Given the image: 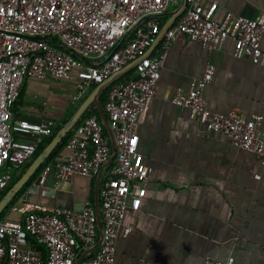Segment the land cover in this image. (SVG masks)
<instances>
[{
	"label": "built area",
	"instance_id": "built-area-1",
	"mask_svg": "<svg viewBox=\"0 0 264 264\" xmlns=\"http://www.w3.org/2000/svg\"><path fill=\"white\" fill-rule=\"evenodd\" d=\"M201 1L187 0L185 11L165 33L162 49L147 55L162 29L160 15L181 0H0V195L16 176L11 171L19 173L56 127L52 118L14 119L13 108L26 80L74 82L75 104L140 59L132 72L111 84L104 104L115 158L110 162L114 148L102 119L91 114L74 128L65 152L46 163L36 180L40 186L51 182L62 189L75 176L96 177L109 165L100 190L102 227L91 201L75 209L23 195L0 220V264H76L100 239L80 264H114L119 236L131 231L124 226L125 217L140 208L150 173L139 151L137 126L175 41L185 35L214 51L232 39L234 57L264 67V12L256 18L228 12L218 20L217 3L204 10ZM215 71V65L208 64L189 90L175 92L173 103L205 125L202 134L222 132L264 165V134L259 129L263 116L210 110L204 90ZM22 135L33 140H22ZM206 262L235 264L233 258Z\"/></svg>",
	"mask_w": 264,
	"mask_h": 264
},
{
	"label": "crops",
	"instance_id": "crops-1",
	"mask_svg": "<svg viewBox=\"0 0 264 264\" xmlns=\"http://www.w3.org/2000/svg\"><path fill=\"white\" fill-rule=\"evenodd\" d=\"M213 3H217L218 20L228 12L249 18L264 12V0L201 1L204 10ZM176 8L170 6L160 15L162 28L169 12ZM233 48L234 42L227 39L221 49L209 51L183 35L169 49L155 95L137 126L139 151L150 167L146 194L138 210L127 212L124 226L131 231L119 236L114 264H208L207 258L264 264V165L253 152L236 147L224 133L202 134L205 125L172 101L178 89L189 90L206 66L213 64V80L204 90L210 110L228 113L237 109L246 117L261 114L259 129L264 134V67L248 58L234 57ZM161 49L162 41L151 53ZM30 82L58 83L70 91V99L75 89L70 81L28 79L22 95L32 93ZM106 100L101 103L99 97L102 106ZM81 103H47L41 112L30 109V103H16L13 115L15 120L60 121L69 113L68 107L76 105L77 109ZM20 139L33 137L22 135ZM108 169L109 165L103 168L99 181L98 176H75L62 189H55L51 182L40 186L35 181L24 195L75 209L91 201L101 212L100 190Z\"/></svg>",
	"mask_w": 264,
	"mask_h": 264
},
{
	"label": "water",
	"instance_id": "water-1",
	"mask_svg": "<svg viewBox=\"0 0 264 264\" xmlns=\"http://www.w3.org/2000/svg\"><path fill=\"white\" fill-rule=\"evenodd\" d=\"M187 6V0H181L179 6L169 12V19L166 21L165 25L163 26L161 32L157 36L155 42L149 49L147 55L151 54V52L159 45V43L163 40L165 33L168 31V29L176 22L177 18L185 11ZM140 61V59L130 63L128 66H126L121 71H118L111 75L108 79H106L103 83L97 85L91 93L86 97V99L80 104V106L76 109V111L73 113V115L62 125V127L58 130L56 135L52 138V140L48 143V145L34 158L33 162L28 166V168L25 170V172L22 174V176L12 185V187L6 192V194L0 199V215L5 211V209L9 206V204L12 202V200L16 197V195L19 193V191L25 186V184L29 181V179L35 174L37 169L44 164L48 158L50 157L53 150L62 142V140L66 137V135L77 125V123L80 121V119L83 117V115L86 113L88 108L94 104L104 122V125L106 129L111 134V130L109 127V120L108 117L104 111L103 106L101 105L99 101V97L102 93V91L108 87L110 84H112L116 79H118L120 76L126 74L130 70L134 68V66ZM112 144L114 148L113 155L110 159V162L115 158L116 151H115V145L112 139ZM100 173L98 175V181L101 178ZM98 216H99V227H102L101 218H100V212L99 209ZM101 239L94 245L92 248L84 251L80 257L77 260L76 264H80L82 259L91 251H94L97 249V247L100 245Z\"/></svg>",
	"mask_w": 264,
	"mask_h": 264
},
{
	"label": "trees",
	"instance_id": "trees-1",
	"mask_svg": "<svg viewBox=\"0 0 264 264\" xmlns=\"http://www.w3.org/2000/svg\"><path fill=\"white\" fill-rule=\"evenodd\" d=\"M110 86L106 88L104 94L101 95V103H103L104 100H106L107 94H108V90H109ZM22 92L23 90L21 89L19 98L17 100L16 103H20L22 101ZM85 99V98H84ZM83 99V100H84ZM103 99V100H102ZM82 102V101H81ZM79 102V103H81ZM104 106V105H103ZM93 113H96L99 117V113L97 108L92 105L91 107H89L88 111L86 112L85 116H89ZM73 114V112H69L65 117H63L60 121H56V127L52 133V135L48 136V137H44V139L42 140V142L39 144V147L37 149V152L35 154V157L48 145V143L52 140V138L56 135V133L58 132V130L62 127V125L71 117V115ZM83 117V118H84ZM82 122V119L78 122V124H80ZM77 124V125H78ZM76 125V126H77ZM75 126V127H76ZM74 129H72L67 135L66 137L62 140V142L60 144H58V146L53 150V152L51 153L50 157L48 158V160L42 164L37 171L35 172V174L29 179V181L25 184V186L19 191V193L16 195V197L12 200V202L9 204V206L5 209V211L0 215V220L3 219L6 214L8 213V211L10 210V207L18 200V198H20L21 196H23L24 194H26L28 188L37 180L40 172L42 171V169L44 168L46 163H49L51 161H54L57 157L60 156L61 152L65 149L67 142L69 140V138L71 137L72 133H73ZM34 157V158H35ZM34 158L30 159L22 168L20 174L18 176H16V178L12 181V183L9 185V187L2 192V194L0 195V199L6 194V192L12 187V185L22 176V174L25 172V170L28 168V166L33 162ZM37 248H41L44 251V248H42L41 246H36ZM82 254V253H81Z\"/></svg>",
	"mask_w": 264,
	"mask_h": 264
},
{
	"label": "rangeland",
	"instance_id": "rangeland-1",
	"mask_svg": "<svg viewBox=\"0 0 264 264\" xmlns=\"http://www.w3.org/2000/svg\"><path fill=\"white\" fill-rule=\"evenodd\" d=\"M27 83V82H26ZM38 82H30L29 87H32V93L26 96L22 95V101L20 103H30V109L36 111H42L47 103H72L70 99V91L63 88L60 84L45 85ZM106 89L101 93L104 94ZM100 95V97H101ZM101 99V98H100ZM103 100V99H102ZM76 105L68 107V112H74ZM14 175H17L18 171H11Z\"/></svg>",
	"mask_w": 264,
	"mask_h": 264
}]
</instances>
